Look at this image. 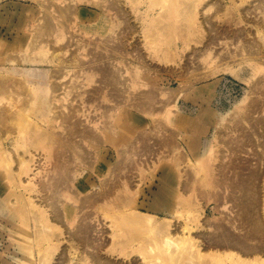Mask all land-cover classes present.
<instances>
[{
	"label": "bare ground",
	"instance_id": "1",
	"mask_svg": "<svg viewBox=\"0 0 264 264\" xmlns=\"http://www.w3.org/2000/svg\"><path fill=\"white\" fill-rule=\"evenodd\" d=\"M53 1L0 16V185L26 229L10 233L15 264L58 250V264H264V0H127L135 27L119 0ZM233 66L248 92L214 98L226 114L194 149L185 96L226 87Z\"/></svg>",
	"mask_w": 264,
	"mask_h": 264
},
{
	"label": "rangeland",
	"instance_id": "2",
	"mask_svg": "<svg viewBox=\"0 0 264 264\" xmlns=\"http://www.w3.org/2000/svg\"><path fill=\"white\" fill-rule=\"evenodd\" d=\"M22 1L25 2V3H23L25 6V8H23V9L21 8L22 6L15 7L14 4L19 2L17 0H0V16L4 15L6 13L11 16V14L16 10L18 15H22L23 18L29 20L28 17H29V14L31 13L29 11L32 10L34 12L39 6L37 4H32L31 2H27L28 0H26V1L22 0ZM118 2L121 5L120 9H122L124 12H127V14H129V17L127 16V18L132 23V25L135 27V12L130 11V9L128 7L129 5H127V3H126L127 0H119ZM53 4L56 7L58 6V2L56 0L53 1ZM29 5H30V7H28ZM2 17H3V19H5L7 21V23L9 22L7 17L6 18H5V16H2ZM10 22H12V24L14 25L17 21L12 20ZM0 23H1L0 24V31H2L3 27L6 25H5V23H3V21H1ZM26 23L27 22H25V24ZM27 24H26V26H27ZM125 40H126L127 44H130V45H132V47L133 46L135 47V29H134L133 34L128 35ZM9 41H10V39H9ZM138 41L140 43L142 42L141 39ZM141 45H142V43H141ZM222 50L223 49L219 50V52ZM233 67H234V70H232L233 71L232 73H230V72L219 73L220 78L221 77L226 78V80H227V82H226L227 86L226 87L215 88V90H205V89L201 88L205 84L203 82H200L197 86L192 88L190 92H187V94L185 96V99L188 101V103L186 104V107L190 111V113H188V117L191 119L188 120L187 124L185 125V127L183 128V131L181 133L183 134L184 132H186V136L188 134L187 139L191 140L190 144L192 146H194V149L200 148L201 143H203L204 141H209L211 139L210 136L213 132V128H211V126L209 125V121L213 120V114L214 113L218 114V112H221L224 115L226 114V110H224L223 112L219 109L217 110V103H216L217 100H214V98L218 99L220 97L224 98L225 96H230V104H233V103H238L239 101H241L244 94H247V92H248L247 91L248 86L246 85L247 87H245V84L243 82H245V80L250 78V74H249V76H244V77H247V78H244L243 75H245V72L244 71L241 72V70H239L240 68H238L237 66H233ZM156 68H159V66H157ZM129 76H130V74L129 75L125 74V78L130 79L131 76L130 77ZM167 78H169V77H167ZM210 83H211V81L208 84H210ZM177 86L178 85L174 81L169 79L167 81L162 82L161 88L163 89L164 92H170V91H175L178 88ZM198 87H200L199 90H197ZM203 98H206V99H203ZM180 105H181V103L178 104V106H180ZM174 110L175 109H173V111ZM180 110L184 111L182 108H180ZM172 115H173V113H171L169 115V117H167V119L173 120V117H170ZM156 118L162 119V117H160V116H156ZM177 124L181 125V121L178 120ZM210 124H211V122H210ZM140 127H142V126H140ZM140 127L136 124H135V127H131L132 129H135L134 136L141 129ZM168 128L172 131L178 130L176 127V124H174V122L171 125H168ZM130 131L131 130H129L128 133ZM183 135H185V134H183ZM183 138H185V137H183ZM110 146L111 145H107V148L109 149ZM182 147L186 151V146L184 144H182ZM112 150H114L113 147H112ZM184 150H183V152H185ZM42 162L43 161L41 160L40 163H42ZM21 182L26 183L27 180L25 178H22ZM134 184L136 185V182H134ZM3 185L4 184L0 185V264H15L16 260L19 261V259L22 258V253H21L22 251L18 247L17 243H15L16 242L15 240L13 243L11 236H10V233L12 231L15 233L16 237H20L21 231H22L21 228H23V227L21 226V228H20V226H19L20 218H21V216L19 214L17 215L18 217L15 216V221L13 222V224H10L8 222V214H10V212L11 213L14 212V214H15V212H16V214L17 213L22 214L24 210L21 211L20 209H23L24 207L22 205L23 208L20 207V208H18L19 210L16 209L15 196L8 193V190L6 189V187H4L5 185L4 186ZM145 186H144V189H145ZM133 187L135 188V186H133ZM153 190L155 191V189H153ZM17 193L18 192L16 191L15 195H18L17 197L22 196V195L19 196L20 193H18V194ZM7 194H8V196H5ZM34 195H32V193L30 194L31 200L33 199V201L36 204L41 205L42 207L44 206V208H47L46 203L43 202V199H41L38 196V194H36V193ZM6 197H8V198L6 199ZM21 199H22V197H21ZM13 200H14V202H13ZM7 201L10 203H7ZM16 202H18V201H16ZM14 203H15L14 210L16 209V211H14L13 209H12V211H10L7 204H11V205L13 204L14 205ZM19 203L20 202L17 203L18 206H20L22 204V203H20V204ZM149 203H154L152 198H150ZM211 209H212L211 206L207 207L208 218H212V216L209 215V212L211 211ZM23 215H24V213H23ZM214 218H216V216H214ZM20 225H21V223H20ZM18 227L21 230L20 229L18 230ZM16 229H17V231H16ZM23 230H26V229L23 228ZM61 230L63 232L65 230V227L62 226ZM64 236H67V233H63L62 236H60V241H61L60 249H63V250L67 249V247H68V244L65 243L67 238H62ZM9 238L11 240V243L9 241ZM11 245H13V246H11ZM60 257H61V255L59 254V250H58V253H56L53 256L52 264H58V262L60 261Z\"/></svg>",
	"mask_w": 264,
	"mask_h": 264
}]
</instances>
